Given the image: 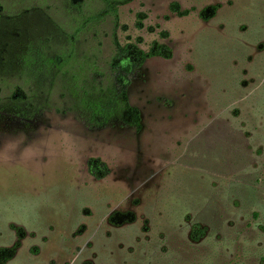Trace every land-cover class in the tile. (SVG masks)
Here are the masks:
<instances>
[{"label":"rangeland","instance_id":"rangeland-1","mask_svg":"<svg viewBox=\"0 0 264 264\" xmlns=\"http://www.w3.org/2000/svg\"><path fill=\"white\" fill-rule=\"evenodd\" d=\"M118 35L161 53L138 125L0 108V264H264V0H134Z\"/></svg>","mask_w":264,"mask_h":264},{"label":"trees","instance_id":"trees-1","mask_svg":"<svg viewBox=\"0 0 264 264\" xmlns=\"http://www.w3.org/2000/svg\"><path fill=\"white\" fill-rule=\"evenodd\" d=\"M133 1L83 0L71 4L70 27L65 29L64 43L56 53L62 62L48 60L46 53L39 57L42 70L51 74L50 66L56 67L57 77L64 79L65 90L73 100L72 109L83 113L91 126L127 118L133 121H127L130 124L139 123V112L130 106L127 88L146 60L161 53L151 50L147 54L137 44L119 40L121 10Z\"/></svg>","mask_w":264,"mask_h":264},{"label":"flooded vegetation","instance_id":"flooded-vegetation-1","mask_svg":"<svg viewBox=\"0 0 264 264\" xmlns=\"http://www.w3.org/2000/svg\"><path fill=\"white\" fill-rule=\"evenodd\" d=\"M82 1L15 0L10 3L0 0V44L10 47L12 52L16 46V51L10 53L11 62L6 54L8 51H1L0 108L12 111L18 117H26L39 111L38 105L46 96L50 99L51 93L57 89L65 90L66 84L64 79L57 77L56 67L49 64L51 74L48 70H42L39 57L46 53L48 60L57 58V50L64 43L65 29L70 27L71 4L77 5ZM41 50L46 52L41 53ZM86 50L85 42L83 52ZM57 60L62 62L61 58ZM42 67L47 68L48 65ZM40 84L43 87L40 88Z\"/></svg>","mask_w":264,"mask_h":264}]
</instances>
